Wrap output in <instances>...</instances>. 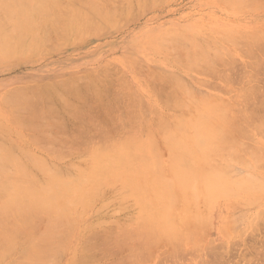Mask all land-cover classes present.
Masks as SVG:
<instances>
[{
    "label": "rangeland",
    "instance_id": "rangeland-1",
    "mask_svg": "<svg viewBox=\"0 0 264 264\" xmlns=\"http://www.w3.org/2000/svg\"><path fill=\"white\" fill-rule=\"evenodd\" d=\"M68 1H69V3H68ZM220 1L221 0H119V1L118 0H98L97 1L98 4L100 3L99 7H103L108 13L111 12L113 17H111V14L110 15L105 14L104 16L106 17V15H108V16H110V18L112 20L115 19V20H113L114 22H112V20L107 16L106 19H104V21L100 24V28L102 31H99L100 28H98L97 33L94 32V33L88 34L87 37H82V36H85L86 35L85 34V35H82L81 38L77 34H71L68 36H63V35H66L65 33H61L63 31H61V32L55 31L57 33L52 32L51 33L52 36H50V38H49L50 40L47 43H44L43 44L44 46L42 45L41 46L42 48L40 47L41 49H39L38 51H36L34 53H26V54L22 53V52H24V51H22V52L13 54V56L15 55L14 57L10 56L6 60L1 61L0 62V96H2V94H4L6 92V90L12 91V89H14V88L17 89L18 87L19 88H21L23 86L25 87V85L28 86L29 84L31 85L34 83L35 84L36 83L37 84H39V83L43 84L44 83L47 85L52 83V85L53 84L55 85L58 82H61V81L66 80V79L68 81L70 79H72L75 81V83L77 82L78 85H76V86L81 85L82 87H85V86L89 87V89L88 88L85 89L87 91L84 90L85 93H84V91H82L83 94L81 93V95H77V97L75 94L73 95L72 93L66 92L63 94L64 96L59 95V94H55L51 98L47 97L46 98L47 100H45L46 96L43 94H37L38 95L37 97H36L35 93L33 95L31 94V96L33 98H35L36 100L31 97L32 103H30V104H32V105L30 107L35 112L36 111L39 112L40 110H42L39 112V115L45 119L40 118V116H38V114H34V117H32L33 113L32 112L31 113L24 112L25 110L23 111L25 114L23 112L16 114V116L18 115L19 117L20 116L22 117L23 115H25V116H23L22 119H21V117L20 118L18 117V118H16L15 122L12 121L10 123L12 131H10V132L8 131V132H5L6 134L5 133L2 134V136L5 135L4 137L7 139L6 140L5 138H3L4 139L3 142L4 141H7L6 143L10 142L9 144H7V147L9 146L8 147L9 149L14 148L16 150V152H18V153H20L21 151H22L21 153H24L25 151H27L28 153L32 152V154L35 153V154L42 155V156L46 157L47 160H50L52 163H54L56 167L59 165L58 166L59 168H66V170H68V171L70 170L73 174L75 173V175H77V173L74 172L75 170H73L71 168H74L73 166L76 165V163L78 164V163L86 162L84 160L88 159L86 157H89L90 151L93 148H97V146L99 147V145L103 146V144L105 145V143H109L110 139H111V141H113L115 138L120 139V136H121V139L122 138L125 139V138H128L129 136H131V134L133 132H137V130L138 131L139 130L146 131L149 128L151 129L149 132L158 131L157 133H159L158 128L163 127V125L161 123L165 124L168 127L169 132H170L169 129H171V130L177 129V130L171 131V132L183 130V131L188 132V134L189 133L191 134L192 131L189 129L190 126H187L186 123H188L189 120L190 121H194V120L196 121L197 120V118L194 119V116L199 111L198 109L204 108L203 106H201V101H199V100L204 95H206V96L212 97L215 100L219 99L218 103L216 102L217 103L216 105L220 106V108H221V106H223L225 108H231V110L230 109L229 110L227 109V110L231 114L230 115V116H232L231 118H236L235 121L233 119V121L236 122L235 124L233 122V124L235 125L234 127H236V128H234L235 130H233V131H235V134H236L235 139L239 143V146H238V143H237V146H235L238 150V151L236 150V152L232 151V153H231V151L226 150L227 152L221 151L220 153L216 154V155H219V157L213 156L214 157L213 158L211 156V158H213V160H217V161L219 160L218 162L211 160L210 157H206V158H208V160L210 159L209 161H212L213 164L215 163V165L217 163V166H219V167L222 164L221 165L222 167H220V168H224L223 169V175H225L227 173L230 175L233 172V169H235L236 174L234 172L232 175H230L231 180L233 178H234L233 180H235V178H237V180L235 182L239 181L240 183L243 184V179H242L243 177L242 176L249 175L248 173L250 172V170H248V168L250 167V165L253 166L252 172H255L256 176L258 177V175H259V178L261 177V179H262L264 177V167H263L264 164H263V166L258 165V167L261 166V168H262L261 171H260V167L255 168V166L258 163L257 162L258 159H259L258 161L260 162V164L263 163V162L261 163V160H264V158H263V156H264V154H263L264 153L263 152L264 151V137H263L264 136V128L263 127L264 126L262 127V129H260V128L257 129V127L259 125L262 126L264 124V116H263L264 115V94H263L264 88H262V86L264 87V82H263L264 81V74H262V73H264V63H263L264 51L261 52L262 47L264 48V43H263L264 37L260 36L261 41H259L260 39L259 38L257 39V37L251 38L249 40L248 38H250L252 36L249 37V34L248 35H244V34L247 32V30L250 32L252 30L255 31V29H257L258 27L260 29L262 28V30L264 32V26H261V25H264V6H263V8L261 6V9H260V7H258L257 5H254L253 2L257 3V0H247V1L246 0L245 1L244 0H222V2H220ZM232 1H234V2H232ZM241 1L243 4L242 3L240 4ZM262 1H264V0H262ZM64 2H65V0H64ZM78 2L80 3V1H76V0H67L65 4H68L70 9H71L72 7L70 6V3H72V6H74V4H76V6H78ZM231 2H232V4H231ZM65 4L63 6L64 7L63 8L64 13L62 12L63 16L61 15V17H65V20H66V18H68V13L70 14V10L69 11L67 10L68 5H66V7H65ZM244 4H246V7ZM257 4H260V3H257ZM232 5H234V8ZM256 6H257V8H256ZM253 7H254V9H253ZM239 8H241V9H239ZM66 10L68 12H66ZM129 10H131V11H129ZM65 12H66L67 16H66ZM107 12H105V13H107ZM63 20H64V18H63ZM108 22L113 23L114 26L113 25L111 26L110 23H108ZM103 26H104V29H102ZM218 27L221 28L222 31ZM223 28L224 29L230 28V29H228V31L231 30V32H233L235 35L237 33V35H236L237 40H235V43H234V44H236V46L233 45V43L231 41L230 42L232 44L230 42H226L228 39H226L225 37L224 38L226 39V41L224 38H222V35H220V34L223 33ZM217 30H219V31H217ZM238 31H241V32L239 33ZM169 32H170V36L173 33H177L179 36H181V34H184V36L189 35L192 37H197V38H199V40L202 39L204 41H208L209 43L208 42L207 43L209 44V49L207 47L208 50L204 49V51L201 53H204V56L207 58L206 60L208 62H209V60L211 62H209V64H207V62H205L207 65H201V64H204L203 62L205 60L202 61V59H205V58H199L200 63L201 62L202 63L201 64L199 63L200 66H198L196 63H197V61H199V59L195 60V64H196V66H198V67H196V66H194V62L191 63L192 62L191 59H189L187 62V59L185 60L183 58L184 60H182V58H179L178 56L183 51V50L180 51V49H182L183 47H184V51L181 53V56L185 57L184 55L186 54V50H185L186 49V45H185L186 43L183 42V44L185 46L180 44V42L182 43L183 40L181 41V40L177 39V37H176V36H178L177 34H175V35L173 34L171 36V40L174 37H176L175 40L171 41L169 36H168ZM161 33L168 36L167 37L168 41L170 40L171 44L168 46V43H169L168 42L167 44H165L164 48H162L161 46L158 45L159 49H156L155 45L157 42L155 40H157L158 35ZM241 34L243 36H245L246 38L244 37L242 39L241 37H243V36H241ZM211 36L214 38V40L211 39ZM238 36H240V38ZM52 39H53V41H52ZM255 39H257L259 42L256 40V42H258V43H255V45L253 44L254 45L253 48L256 49V47L260 46V49L258 48L260 51L257 49V51L254 52V54H253V50H252L253 55L250 56L249 54H251V52L248 53V51H250V50L248 49V47L246 48L245 46L250 42L249 46L251 49V43H252L251 41L254 42ZM174 41H175V44L172 43ZM241 41H243V42H241ZM245 41L248 43H246ZM216 42H218V43H216ZM243 44H245V45H243ZM180 46H182V47H180ZM210 46L212 49L210 48ZM166 47L169 48L170 51L169 50L167 51ZM240 47L242 48V50H240L241 49ZM171 48L172 49L174 48L176 51L174 50L172 52ZM243 49H248V50L243 51ZM44 50H46V51H44ZM166 52H168V53H166ZM208 52H209V54H208ZM216 52L220 55H218ZM173 54H175V55H173ZM176 54H177V56H176ZM230 54H231V56H228ZM206 55L209 57H207ZM217 55L219 56L218 59H217ZM244 55H245V57H244ZM211 56L214 59H212ZM222 56H224V57L222 58ZM257 56H260L262 58V60L260 58H258ZM190 60H191V62H190ZM252 60H254L255 62H252ZM259 60L262 63H260ZM218 61H219V63H218ZM183 63L185 65H183ZM210 63H212V64H210ZM252 63H254V64H252ZM186 64H187L188 68H187ZM218 64H220V65H218ZM241 64H243V65H241ZM250 64H252L254 66H251ZM255 65L260 66L263 69H260L261 70L260 71L259 67H256ZM253 68L258 69V70L255 71V70H253ZM208 70H210V71L208 72ZM247 71H248V74L250 72L252 73V74L250 73L252 76L251 78L253 79V81H251L252 84L250 82V80H252V79H250L248 82V79L250 78L249 77L250 74L247 75ZM201 72H203V73H201ZM215 73H217V74H215ZM243 73H245L246 77H244ZM215 75H218L219 77L215 76ZM216 77H218V78H216ZM225 77H227V78H225ZM231 77H232V79H231ZM233 77H235V79ZM253 77H257V78L255 79ZM68 78H70V79H68ZM90 80H91L93 85L89 84V83H91ZM177 80L180 81L182 84L184 83V85H187L186 87H187L188 91L194 92V94L192 93L194 98H192L191 94L189 95L188 91L186 92V90H185V92L179 91L178 94L176 93L177 95L174 94L175 96H172V97L170 96V93H171V90L173 89V87L174 86L178 87L175 84V81H177ZM256 82L258 84H256ZM94 83H95V85H94ZM101 84H103V85H101ZM121 84H122V86H121ZM245 85L247 87L248 86L249 87L247 88ZM95 86H97V88H96L97 91H94ZM227 86H228V88H227ZM241 86H243V87H241ZM251 86L253 89L255 87L254 90H256L255 91L256 93H254V94H256V95H253L252 91H254V90L251 88ZM90 87H93V89ZM225 88H227V89H225ZM243 88H245V90ZM249 88L251 89L252 93L247 91V90H249ZM228 89H229V91H228ZM93 91H94V93H93ZM118 92L119 93L121 92L122 94L121 93L119 94ZM44 93H46V92H44ZM117 93L119 94V96L117 95ZM123 93H125V94H123ZM246 93H248V94H246ZM85 94H87V95H85ZM245 94H246L247 98H245V97L243 98V96H245ZM250 94L253 95L252 99H251V96H247ZM34 95H35V97H34ZM40 95H41V98H38ZM200 95H202V97ZM60 96L61 97L63 96L67 102L63 99V97L61 99ZM78 96L81 98H79ZM217 97H219V98H217ZM0 98H1V102H0V117H1V116H3L2 114H4V113H10L11 109H9L10 106H9V108H8V106L7 107L4 106L3 105L4 103L2 102V97H0ZM220 98H221V100H220ZM233 98H235V99L237 98V99L235 100ZM253 98H255V99H253ZM40 99H41V102H40ZM48 99H49V101H48ZM143 99H144V101H143ZM238 99H241L240 100L241 102ZM243 99L247 103L248 106L245 105V108L242 109L240 107H243L244 103H245L244 101H242ZM194 100H196V101H194ZM225 100L231 101L232 106H235V107H232L231 103L228 101H225ZM251 100L252 101L254 100V102H252ZM34 101L36 103L35 106L33 105ZM72 101H73V103H72ZM197 102H198V105H197ZM199 102H200V104H199ZM225 102H226V104H224ZM248 102H250V103H248ZM237 103H239V104H237ZM241 103H243L242 106H241ZM39 104L40 105L42 104V105L40 106ZM177 104L180 106H181V104H183L184 107L181 106V108H180ZM250 105L253 106V109H251ZM2 106H4V107H2ZM131 106H133V107H131ZM186 106H188V107H186ZM200 106L202 108H200ZM30 107H28V108L30 111H32ZM177 107H179L180 110ZM185 107H186V109H185ZM46 108L47 109L50 108L49 110L51 112L49 110H46ZM191 108H194L195 110L191 109ZM233 108L236 110H234ZM129 109H131V110H129ZM192 110L196 111V113L191 115L190 112L194 113V111H192ZM48 111H49V113H48ZM52 111L54 112L53 113L54 116L52 115ZM119 111H122V112L120 113ZM187 111H189V112H187ZM107 112L110 114H108ZM243 112H244V115L246 117L242 116ZM44 113H47V115ZM254 113H256V115ZM182 115L184 116V118H182L183 117ZM49 116H51L52 119H50L51 117H49ZM186 116H188V117H186ZM7 117L12 118V119L14 118V117H11L10 114H8ZM53 117H55V119H57L58 121H56ZM242 117H243V119H242ZM244 117H245V119H244ZM257 117H259V118H257ZM9 118H7V119H9ZM29 118L30 119L34 118V119L29 120ZM191 118H193V120H191ZM186 119H188V120H186ZM246 119L248 120V122ZM259 119L263 122L262 125L259 123V121H260ZM120 120L122 122H120ZM123 120H125V121H123ZM137 120H138V122H137ZM141 120H142V122H141ZM172 120L174 121V123ZM250 120L251 121L253 120V121L251 122ZM19 121H20V123L18 124ZM53 121H54V123H53ZM27 122H33L34 124L33 123L32 124L27 123ZM118 122H119V124H118ZM146 122H148V124ZM7 123H9V122H7ZM37 123L40 124V127L39 126L38 127L33 126ZM48 123H50L51 125ZM123 123H125L126 125H124ZM252 123H253V125H252ZM255 123H258V124L255 125ZM120 124H122L121 125L122 127L120 126ZM146 125L147 126L149 125L150 127L148 128ZM169 126H170V128H169ZM175 126H176V128L173 129ZM48 127L51 129H49ZM60 127H62V128H60ZM167 127H165V129ZM31 128H32V130H31ZM225 131L227 132V130H225ZM47 132L50 134H47ZM58 132H59V134H58ZM238 132H239V134H238ZM39 133H40V135H39ZM105 133H107V135ZM157 133L154 137L158 141L159 146L163 150H165L164 154H167V148L165 147V143L162 144L163 141H162V138H160L161 135H158ZM103 134H105V135H103ZM110 134H111V136H110ZM119 134H120V136H119ZM41 135H43V136H41ZM231 135H230L231 138L229 137L228 134L226 136V138L227 137L230 138V140H229V138H227V140L229 142L226 140L228 142V143L226 142V144H227L226 148H228V146H230L231 148H234L232 145V142H231V141H233L231 139L233 138L232 136L234 134L232 136ZM244 135H245V137H244ZM73 136H74V138H73ZM101 136L103 138H101ZM46 137H47V139H46ZM105 137H107V140H105L106 139ZM112 137H115V138H112ZM157 137H158V139H157ZM31 138H33V139H31ZM35 140H36V142H35ZM46 140H48V141H46ZM104 140L107 142H105ZM114 141H116V140H114ZM103 142H105V143H103ZM135 142H139L138 138H137V140H135ZM94 143H95V145H94ZM19 145H20V147H19ZM44 147H46V148H44ZM255 147H257V148H255ZM231 148H229V149H231ZM54 149L57 152L52 151ZM242 149L244 152L242 151ZM252 149L255 151H253ZM258 149H263V150H258ZM49 150L51 152H48ZM59 152H61V154ZM254 152H255V154H254ZM257 152L260 154H258ZM65 153H67L66 156L64 155ZM227 153H231V154L229 155ZM69 154H70V157L68 156ZM232 154L234 156H232ZM239 155H240V157H239ZM255 156L258 157V159ZM233 157L235 159H237L238 157L239 158H246V159H244V160L240 159L241 161H239V159H237V161H236V160H234ZM253 158L255 161L253 160ZM249 159H251V160H249ZM205 160H202L203 161L201 164L202 166H200L203 168V163H205V165H204V170H205L204 172L205 173L204 174H206V171L209 172L210 169H211V171H213L212 168H210L208 170L206 169L209 167V165L212 162L208 161L210 163L209 164ZM231 160H233V161L231 162ZM242 161L243 162L246 161L245 164L242 163ZM206 162L208 163V165ZM71 165H73V166H71ZM117 165L118 164L114 165V167H116V168L120 167V165H118V166ZM206 165H207V167H206ZM210 166H213V165H210ZM217 166H215V167H217ZM223 166H225V167H223ZM226 167H228L229 169H227ZM230 167H232V168L230 169ZM257 168L259 169L260 174L257 173L258 172ZM256 169H257V171H256ZM202 170L203 169H201V171ZM138 171H140L139 169H137L136 172L139 174L140 173L142 174L141 171L140 172H138ZM167 171H168V173H166ZM167 171L166 172L164 171V173L167 174L166 176H171L173 174L172 170H167ZM188 171L189 170H187V172ZM225 171H226V173H225ZM69 172H67V173H69ZM184 172H186V171L185 170L182 171V173H184ZM127 173H130V174L126 175L125 177H129L131 175L130 171H128ZM127 173H125V174H127ZM182 173H181V175H183ZM186 173H184V175ZM261 173L263 176H260ZM177 174H180V170ZM238 175H240V177H242V178H239ZM180 177H183V176H180ZM225 177L227 178L226 175L224 176V178ZM130 178H131V176L129 178H127L126 180L130 182V180H132ZM179 178H177L178 181L180 179L185 178V177L180 178V179ZM199 178H198V181H202L201 176ZM195 179L196 178H194L193 180L196 183ZM228 179H229V177L226 180H228ZM203 180H204V178H203ZM132 181H134L135 183L137 181L138 185L141 184V188H142V186L145 187V191L147 189V190H149V193L152 191L151 193L155 194V191L153 192V189L155 190V188H156V186L153 184L155 182H153V183L149 182V183H152L155 187L154 188L152 186L153 187V189H152L150 187L151 184H149L148 182H147V184L149 186L146 185L145 182L140 181V179H138V180L133 179ZM138 181H140L141 183ZM228 181H230V180H228ZM134 182H133V185L134 186L136 185V187H137L138 185L134 184ZM182 182L183 183L186 182V184L184 183L186 186L187 183H190L191 181L189 182V180L185 178ZM232 182L235 183L234 181H232ZM103 183L105 184V186H103L101 193H103V191H104V194H100L101 198L96 200L94 205H92L91 212L89 213V215L87 217L88 223H90L88 226L89 228L86 227L85 231H83L84 230V229L82 230L83 227H80L78 229V233L76 235H74V236L69 235V236H72L73 238L68 237V240H66L67 245L64 241L63 243H61V245L59 247L55 246L53 251H55L56 247H57V250L51 254H53V256H56V257H53L51 255H50L51 257L49 256V258H51L50 260L52 261V263L54 262L53 264H86V263L87 264H130V263L136 264L137 262L140 263L141 260H142V262L140 264H194V263H197V264H229V263L230 264H244V263L245 264H247V263L252 264L251 262H253V261L255 264L258 261L257 262V264H258L260 259L262 262L263 258H261V257H264V255L260 251H262L263 250L262 248H264V247H262L264 244V243L262 244V240H264L263 239L264 238V235H263L264 234V230H263L264 229V221H263L264 220V217H263L264 216V214H263L264 213V193H263V195L258 194V196H256L258 198L254 197L252 200H250V199L248 200L249 192L247 190H244V192H246V194L241 191L242 193L239 194V198H237L238 197L237 195L236 196L233 195V196H235V197H233L232 196L233 193L230 194L234 199L236 198L235 200H233L231 198V196H230L231 199L229 198L230 200L227 199L229 197L228 196L229 194L228 195H227V193L224 194L223 196L226 195L228 197L223 198V199H222L223 196L220 197L219 198L220 200L218 199V201H217V203H219V204H215V207H213L214 209H210V211L212 210L211 212L207 210L209 212L208 215L213 217V219L210 217L212 220L208 217V215H206L207 217L206 216L205 217L209 218V220L206 219L203 216V214H202V217H204L205 219L199 217L198 222H197V220H196V222L192 221V219L193 220L195 219V217L192 216L193 214L191 215V218L189 217L190 214L187 215V217H186V215H183V214L177 215V216H175L176 219L174 221L177 222L176 223L177 228L179 227L178 224L181 226L180 228H178V231L180 232L181 231L180 229H182V228L183 229L180 233H177L178 231H177V228L175 227L174 228L175 231H173L172 234L177 233L175 235L178 236L179 234H181L183 232L181 234V235H183L181 237L182 239L180 237H178V239H177L176 237H173L174 235L170 234V236H172V238H173L171 240V239H168L166 234L165 235L163 234V237L166 236L169 241L163 237H161L163 239V240H161L160 236H162V233L157 231V232H155V234H157V238L160 239V241H157L158 244L155 242L157 244V246H155L156 244L154 245V243H153L156 240L151 242V244H150L151 249L150 250L152 253L151 254L149 253V251H150V250L148 251V249L150 248L149 247V248H146L145 251H143L141 249L140 253L141 252L142 253L141 254L139 253V256L137 255L138 254L137 252H136L137 256H133L135 249L132 248L133 247L132 244H137L141 241V239H138L139 237H135L133 234L138 232L139 228L142 227V225H143L142 223L140 224V222H139L141 220H138L137 214H138L139 208L135 204V201H134V199H135L134 196L136 197V195L138 194L135 192L138 187L137 188L135 187L136 188L135 189L133 187V185L132 186H131V184L128 185L129 187H127L128 188L127 191L130 192V190H131L132 192L136 193V194H134V193L130 192V193L134 194V196L132 198V196L130 197V195H129L130 193L129 194L126 193L127 192L126 189L122 188L124 186L126 187L127 185L123 186V183L120 184L119 182H117L118 184L115 183L116 185L113 184L114 182L113 183L103 182ZM143 183H145L146 186ZM201 183L202 182H200V184ZM110 184H111V186H113V188L110 186ZM180 184H181V180H180ZM200 184L198 183V185H197V183H196L198 188L200 187L199 186ZM242 184L240 186H242ZM175 185H178V184H175ZM234 185L239 187V185L237 183ZM108 187L111 189H106ZM131 187H133L134 189ZM184 187L181 186L180 189L178 188L180 191L177 190L178 193H176V194H179V192L182 191L181 189H183ZM243 187L244 186H242V188ZM141 188L139 186V189H141ZM184 189H187V187H185ZM255 189L258 190L259 188L258 189L255 188ZM142 190H144V189L142 188ZM256 190H254V191H256ZM119 191L121 193H126V194H124V196L129 195L128 199H127V197H125V198L123 197V199L120 200L119 198H122V197L119 196L120 195ZM260 191L264 192V190H261V189H260ZM141 193L142 192H140L139 194H141ZM170 193L172 194L171 190H170ZM258 193H262V192H258ZM166 194H167L166 196L171 195V194L168 195V193H166ZM252 194H254V193H252ZM172 195H174V194H172ZM110 197L112 200L110 199ZM167 198L168 197L164 198L163 201H165V202L168 201L169 199L165 200ZM188 198H190V197L188 196ZM242 198H245V199H242ZM108 199L111 201V203ZM186 199H187V197H186ZM131 200L134 202L132 203ZM190 200H188V201H190ZM236 200H238V201L236 202ZM129 201H131V203H129ZM107 203H109V204H107ZM122 203H124V204H122ZM201 203H202V201H201ZM233 203H235V204H233ZM236 203H237V205H236ZM191 204H193V202ZM228 207H230V208H228ZM190 208L189 209L192 210V207H190ZM201 210L204 211L202 208H201ZM179 212L180 211H178V213ZM181 216L183 217V219H184V217H186V219H184L186 226L184 224H182L183 222H181V221H183V220H182ZM192 217H194V218H192ZM113 219H115V220H113ZM201 219L208 220V221L202 220L203 222L207 223V226L204 225L206 228H205V230L203 229V231L201 229V227L203 225L199 223V221H201ZM186 220L189 221V224H190V225L188 224L189 226L187 225ZM143 221H145V220H143ZM250 221H252V223H251L252 225L250 224ZM128 222L133 224V225L129 224ZM210 222L212 223V225L209 224ZM146 223H147V221H146ZM197 223L200 224V228L198 227ZM192 224L195 228L192 226ZM204 226H203V228H204ZM90 227H91V230H90ZM133 227H136V228L133 229ZM192 227H193V229H195V231H198V228H199V230H201L200 231V232H202L201 238H198V237H200L199 236L200 232L196 233L197 235L199 234L198 236L195 234L196 238H198V239H196V238L194 239L193 236H190L193 233H191L189 235V233H190L189 228L192 229ZM87 228L89 229V231L87 230ZM123 228H124V231H123ZM131 229L133 231H131ZM140 229L142 230V232H141V234H142L143 232L148 230V227L144 228V226H143ZM127 230H129V231H127ZM192 230H191V232H192ZM122 231L124 232V234H120V233H123ZM140 231H139V233H140ZM154 231H156V230L154 229ZM195 231H194V233H195ZM256 232H257V234H255ZM129 233H131V234H129ZM159 233H161V234H159ZM169 233H171V232H169ZM251 233L253 235H250ZM260 234H262V235H260ZM129 235H130V237H129ZM158 235H160V236H158ZM147 236H149L148 233H147ZM188 236H190V237L188 238ZM262 236H263V238H262ZM88 237H89V239H88ZM183 237L185 240L183 239ZM105 238H107V239L105 240ZM261 238H262V240H261ZM124 239L126 242L124 241ZM136 239H138L139 241H137ZM176 239H177V241H176ZM186 239L188 241H186ZM254 239H256V240H254ZM195 240L197 242L201 241V243H197ZM130 241H133V242L130 243ZM178 241L179 242L181 241L180 242L181 244ZM189 241H190V243H188ZM191 241H194L197 244H195L194 242L191 243ZM21 242H23V241L20 240V242H18L19 244L16 245L15 249L13 251H11V253H9L8 255L5 254L6 259L3 257L4 255L3 256L0 255V264H12L13 260L17 261V259L15 260L14 258H16V257L18 258V256L20 257V252L22 251V249L25 245V242H23V244ZM119 242L121 244H119ZM250 242L252 243L251 244L252 247L249 246ZM122 244H125V245H122ZM152 244L154 247H152ZM189 244H191V246H189ZM245 244H246V246H245ZM91 245H92V247H91ZM171 245H175V246L172 247ZM256 245L257 246L260 245V246H258L259 249ZM63 246H65V247H63ZM82 246H83V248L85 247L84 248L85 250L82 249ZM253 246H254V248L257 247L255 249H258V250H255L253 248ZM128 247H131V250H129L130 248H128ZM152 248L154 249V251H152ZM180 248L184 251V253L182 252V250ZM245 248H247V249H245ZM166 249H167V251H166ZM195 249H197V251ZM209 249H211V251ZM260 249H262V250H260ZM161 250H162V252H160ZM178 250H181V252H178ZM239 250H241V251H239ZM245 250H247V251H245ZM176 251L178 253L175 254ZM189 251H190V253H189ZM255 251H256L257 255L262 254V256H260V259L255 260L257 258L254 255ZM129 252L133 255H128V257H127L126 254H128ZM143 252L149 253L148 254L149 259L147 258V253L145 255V254H143ZM173 252H174V254H173ZM160 253H161V255H159ZM229 253H230V255H229ZM239 253H240V257H239ZM220 254H221L222 258L220 257ZM252 254H253L252 257L254 258V260L251 261L252 258L250 256ZM1 256L4 259V262H3V259L1 258ZM144 256H146V257H144ZM150 256H152V257H150ZM139 257L142 259H139ZM200 257H202V258H200ZM49 258L47 259V261L51 262L49 260ZM245 258H246V260H245ZM143 259H145V262ZM219 259L222 261L220 262ZM225 259H226L227 263H226ZM248 259L251 262H248L247 261ZM23 260H24V262L26 261L25 262L26 264L28 261H30L28 258H25ZM130 260H132V261H130ZM134 260L136 263L133 262ZM11 261H12V263H11ZM199 261L202 263H200ZM203 261H204V263H203ZM205 261H207V262H205ZM261 262H260V264H261ZM139 263H137V264H139ZM28 264H30V263H28ZM43 264H44V262H43ZM48 264H50V263H48ZM262 264H264V259H263Z\"/></svg>",
    "mask_w": 264,
    "mask_h": 264
},
{
    "label": "bare ground",
    "instance_id": "bare-ground-1",
    "mask_svg": "<svg viewBox=\"0 0 264 264\" xmlns=\"http://www.w3.org/2000/svg\"><path fill=\"white\" fill-rule=\"evenodd\" d=\"M67 0H0V62L3 61V60H6L8 57L10 56H13V54H16V53H19V52H22V53H34L36 51H38L39 49H41L42 45L44 43H47L50 39V36L52 32H55V31H63L61 33H65L66 35H63V36H68V35H71V34H77L80 36L82 35H85V36H82V37H87L88 34H91V33H94V32H98V28H100V24L104 21V19H106V17L108 15H106V17L104 16L105 14H111L108 13L103 7H99V4H98V0H76V1H80V3L78 2V6H76V4H74V6H72V3H70V6L72 7L70 9L69 5L68 4H65ZM119 1V0H118ZM245 1V0H244ZM247 1V0H246ZM71 2V1H70ZM131 2V1H130ZM222 2V0L220 1ZM224 2V1H223ZM234 2V1H232ZM231 2V4H232ZM252 2V1H251ZM69 3V1H68ZM118 3V2H117ZM133 3V2H132ZM242 3V1L240 2V4ZM254 5H257L258 7H260L261 9V6L263 8L264 6V1L262 0H257V3H260V4H257L256 2H253ZM65 4V7L66 5H68V11L70 10V14L68 13V18H66L65 20V17H61V15L64 13L63 11V6ZM243 4V3H242ZM249 4V3H248ZM104 5V4H103ZM107 5V4H106ZM105 5V6H106ZM230 5V4H229ZM245 7H246V4H244ZM221 6V5H220ZM231 6V5H230ZM233 8H234V5H232ZM256 6V8H257ZM74 7V8H73ZM108 8V7H107ZM106 8V9H107ZM225 8V7H224ZM109 9V8H108ZM241 9V8H239ZM247 9V8H246ZM254 9V7H253ZM259 9V10H260ZM65 10V9H64ZM66 10V12H68ZM227 10V9H226ZM225 10V11H226ZM131 11V10H129ZM63 12V13H62ZM65 12V14H66ZM107 12V13H105ZM243 13V12H242ZM115 14V13H114ZM113 14V15H114ZM63 16V15H62ZM65 16V15H64ZM67 16V14H66ZM110 18V16H108ZM111 17L112 14H111ZM64 18V20H63ZM108 18V19H109ZM111 19V18H110ZM112 20V19H111ZM110 20V21H111ZM115 20V19H113ZM112 20V22H114ZM117 21V20H116ZM105 23V22H104ZM110 23V25L112 26L113 23L111 22H108ZM117 24V23H116ZM197 25V24H196ZM114 26V25H113ZM261 26H264V25H261ZM257 27V26H256ZM219 28V27H218ZM104 29V26L103 28ZM221 30V28H219ZM228 29L230 28H223V33L220 34L222 35V38H226L228 39L226 42H232L233 45L236 46L235 43V40H237V33L236 35L231 32V30L228 31ZM97 30V31H96ZM214 30V29H213ZM212 30V31H213ZM235 30V29H234ZM233 30V31H234ZM99 31H102L101 28ZM219 31V30H217ZM222 31V30H221ZM239 33L241 31H238ZM243 32V31H242ZM250 31L247 30V32L244 34V35H248L249 34V37L248 38L249 40L251 38H255L257 37V39L259 38L261 41V38L260 36L264 37V32L262 30V28L260 29L259 27L257 29H255V31ZM57 33V32H55ZM216 33V32H215ZM168 34V33H167ZM172 34V33H171ZM174 35L177 34V33H173ZM172 34V35H173ZM243 34V33H242ZM241 34V36H243ZM171 35V36H172ZM178 35V34H177ZM208 35V34H207ZM75 36V35H74ZM170 40H171V36H170V32L168 34ZM167 35H164V34H159L158 35V38L157 40H155L157 43L155 45V48L156 49H159V46H161L162 48H164L165 44H167L168 42V46L171 44V41L172 40H175L176 37L177 39L179 40H183L182 43L180 42V44H182L183 46L186 45V54L184 55L185 57H182L181 56V53L184 51V47L182 49H180V51H182L180 53V55L178 56L179 58H182V60H186L187 59V62L189 59L191 63L194 62V66H196V64L198 66H200V59L199 58H205V59H202V61H204L203 63L204 64H201V65H207L209 64V62H211L209 60V62L206 60L207 58L204 56V53H201L204 51V49H209V42L208 41H204L202 39L199 40V38L197 37H192V36H187L184 34H181V36H176V37H172L173 39L170 41H168V37ZM188 38H187V37ZM194 36V35H193ZM54 37V36H53ZM52 37V38H53ZM61 37V36H60ZM59 37V38H60ZM191 37V38H190ZM209 37V36H208ZM240 38V36H238ZM245 36L241 37L242 39L244 38ZM246 38V37H245ZM55 39V38H54ZM211 39L214 40V38L211 36ZM255 39V41H251V49H250V42H246L248 43L245 47L250 50L248 51L251 52V54H249L250 56L254 54V52L257 51V49L259 48L260 49V46L256 47V49L253 48V46L255 45V43H258L259 41ZM178 40V41H179ZM245 40V39H244ZM256 40L258 42H256ZM53 41V39H52ZM234 41V42H233ZM59 42V41H58ZM183 42H185L186 44L184 45ZM208 42V43H207ZM230 42V43H231ZM243 42V41H241ZM56 43V42H55ZM54 43V44H55ZM60 43V42H59ZM175 44V41L172 42ZM218 43V42H216ZM231 43V44H232ZM264 43V42H263ZM57 44V43H56ZM226 44V43H225ZM254 44V45H253ZM159 45V46H158ZM177 45V44H176ZM218 45V44H217ZM245 45V44H243ZM242 45V46H243ZM263 45V44H262ZM44 46V45H43ZM60 46V45H59ZM175 46V45H174ZM241 46V47H242ZM41 47V48H40ZM172 47V46H171ZM182 47V46H180ZM240 47V48H241ZM49 48V47H48ZM167 48V47H166ZM211 48V46H210ZM214 48V47H213ZM253 48V49H252ZM207 49V50H208ZM212 49V48H211ZM216 49V48H215ZM248 49H243L244 50H248ZM258 49V50H259ZM51 50V49H50ZM49 50V51H50ZM149 50V49H148ZM170 51L169 48H167V51ZM175 49L171 48V51L173 52ZM179 50V49H178ZM218 50V49H217ZM242 50V48L240 49ZM252 50H253V54H252ZM46 51V50H44ZM176 51V50H175ZM260 51V50H259ZM264 51V48L262 47L261 49V52ZM153 52V51H152ZM165 52V51H164ZM211 52V51H210ZM219 52V51H218ZM226 52V51H225ZM44 53V52H43ZM168 53V52H166ZM176 53V52H175ZM217 53V52H216ZM220 53V52H219ZM227 53V52H226ZM230 53V52H229ZM245 53V52H244ZM260 53V52H259ZM258 53V54H259ZM171 54V53H170ZM178 54V53H177ZM176 54V56H177ZM209 54V52H208ZM214 54V53H213ZM218 54V53H217ZM146 55V54H145ZM175 55V54H173ZM220 55V54H218ZM217 55V59H218V56ZM243 55V54H242ZM241 55V56H242ZM248 55V54H247ZM246 55V56H247ZM257 55V54H256ZM15 56V55H14ZM13 56V57H14ZM204 56V57H203ZM207 56V55H206ZM228 56H231L228 55ZM209 57V56H207ZM224 56H222L223 58ZM233 57V56H232ZM245 57V55H244ZM249 57V56H248ZM258 58H260L262 60V58L260 56H257ZM184 58V59H183ZM212 58V56H211ZM251 58V57H250ZM197 63L195 64V60H198ZM210 59V58H209ZM214 59V58H212ZM264 59V58H263ZM251 61V60H250ZM258 61V60H257ZM260 61V60H259ZM189 62V63H190ZM207 62V64L205 63ZM252 62H255L254 60H252ZM200 63V64H199ZM219 63V61H218ZM224 63V62H223ZM251 63V62H250ZM260 63H262L260 61ZM259 63V64H260ZM263 63H264V60H263ZM212 64V63H210ZM226 64V63H225ZM249 64V63H248ZM254 64V63H252ZM250 64L251 66H254ZM178 65V64H177ZM183 65H185L183 63ZM220 65V64H218ZM243 65V64H241ZM262 65V64H261ZM180 66V65H179ZM187 66V64H186ZM196 66V67H198ZM209 66V65H208ZM247 66V65H246ZM249 66V65H248ZM250 66V67H251ZM256 66V65H255ZM202 67V66H201ZM205 67V66H204ZM211 67V66H210ZM218 67V66H217ZM256 67H259V70L260 69H263L261 68L260 66H256ZM263 67V66H262ZM188 68V66H187ZM215 68V67H214ZM227 68V67H226ZM183 69V68H182ZM208 69V68H207ZM228 69V68H227ZM248 69V68H247ZM206 70V69H205ZM204 70V71H205ZM252 70V69H251ZM253 70H258V69H254ZM210 70H208L209 72ZM212 71V70H211ZM225 71V70H224ZM250 71V70H249ZM261 71V70H260ZM207 72V71H206ZM263 72V71H262ZM203 73V72H201ZM231 73V72H230ZM251 73V72H250ZM249 73V74H250ZM206 74V73H205ZM217 74V73H215ZM224 74V73H223ZM244 74V77L245 76V73ZM248 74V71H247V75ZM252 74V73H251ZM251 74H250V78L248 79V82L250 79H252L251 77ZM264 74V73H262ZM103 75V74H102ZM111 75V74H110ZM109 75V76H110ZM212 75V74H211ZM236 75V74H235ZM213 76V75H212ZM211 76V77H212ZM215 76H218V75H215ZM229 76V75H228ZM237 76V75H236ZM235 76V77H236ZM243 76V75H242ZM80 77V76H79ZM78 77V78H79ZM82 77V76H81ZM219 77V76H218ZM216 77V78H218ZM230 77V76H229ZM235 77H233L235 79ZM248 77V76H247ZM259 77V76H258ZM85 78V77H84ZM100 78V77H99ZM227 78V77H225ZM238 78V77H237ZM240 78V77H239ZM253 78H257V77H253ZM65 79V78H64ZM70 79V78H68ZM88 79V78H87ZM178 79V78H177ZM232 79V77H231ZM245 79V78H244ZM254 79V80H255ZM63 80V79H62ZM221 80V79H220ZM230 80V79H229ZM142 81V80H141ZM253 81L250 80V82ZM91 82V80H90ZM117 82V81H116ZM225 82V81H224ZM246 82V81H245ZM264 82V81H263ZM77 83V82H76ZM74 80L70 79L69 81L66 79V80H63L61 82H58L57 84H29L28 86L25 85V87H21V88H14L12 89V91H8L6 90V92L4 94H2V102L4 103L3 105L4 106H10L9 109H11L10 113H4L2 114L3 116L0 117V255H4L3 257L5 258V254L8 255L9 253H11V251H13L16 247L17 244H19L18 242H20V240H22L23 242H25V245L22 249V251L20 252V257L18 256V258H14L15 260L17 259V261H14L13 260V263L11 261L12 264H26L24 262L23 259L25 258H28L30 261L27 262L30 263V264H48V263H52V261L50 260L51 258H49V256H53V254L51 253H54L56 250H57V247H59L61 245V243H63L65 241L66 245H67V241L68 240V237L69 238H73L72 236H69V235H76L78 233V229L80 227H83L82 230L85 231L86 227L89 226L90 223H88V220H87V217L89 215V213L91 212V208H92V205H94V203L96 202V200L100 199L101 196L100 194H104V191L103 193L102 192V189H103V186H105V184L103 182H110V183H117L119 182L120 184L123 183V186L124 185H127L126 187H122V188H125L126 191L128 190L127 187H129L128 185L131 184V186L133 185V182L132 181L133 179L135 180H138L140 179V181H143L147 184V182H155L153 183L156 188L154 187V185L152 183H149L151 184L150 187L153 189V187L155 188V190L153 189V192L155 191V194L153 193H149V190L146 189L145 191V187L142 186V188L144 190H142L141 188V184L138 185L137 181L136 183L134 182V184H137L138 188L136 187V185L133 187L136 189V193H138L136 195V197L134 196V194H136L135 192H132L130 190V192L134 193H130L129 191H127L126 193H130V197L134 196V201H135V204L138 206L139 208V211H138V220H141L139 221L140 224L142 223V227L144 226V228H147L148 227V230L142 232V230L139 228V231L134 233L133 235L135 237H139L138 239H141V241L137 244H132L133 245V249H135V252H134V255L131 254L130 252L127 255H133V256H139V253L141 251V249L143 251L146 250V248H149L151 245V242L154 243V245L157 243V241H160L163 240L161 237H163V234L168 237V239H173L171 235H174L173 237H176L178 239V237H182L183 235L179 234L178 236H176L175 234L177 233H180L182 231V229H180L181 231L179 232L178 231V228H180L181 226L178 224V228H177V222H175L174 220L176 219L175 216L177 215H180V214H183V215H189V217L191 218V215L195 217V219L192 221H195L197 220L198 222V219L199 217L200 218H204L206 215L209 214L208 211H210V209H214L213 207H215V204H219L217 203L218 199L220 197H222L224 194L227 193V195L229 196H223V198H227L229 199L230 198V194L233 195H237L239 198V194L244 192V190H247L249 192V196H248V200H252L254 197L258 196V194H262L263 195V191H260L261 190H264V177L261 179V177L259 178V175L258 177L256 176L255 172H252V168L253 166L250 165V167L248 168V170H250V172L248 173L249 175H245V176H242L239 178H242L243 179V184L239 183L238 182H235L237 180V178H235V180H231L230 179V175H232L234 172L236 174V171L235 169H233V172L229 175L228 173L225 174L227 176V178L229 177L228 180H226L224 178L225 175H223V169L224 168H220L222 167L220 165L217 166V163L215 165V163L213 164L212 161H209L210 159L213 160V156H218L219 155H216L218 153H220L221 151H226V150H229L231 151H235L237 150V148L235 146H237V143L238 141L235 139L236 138V134H235V130L234 127L235 123V119L236 118H231L232 116H230L231 114L229 113V109L231 110V108H225L223 106H217L216 104L218 103V100H215L213 99L212 97L210 96H206L204 95L202 97V95H200L202 98L199 100L201 101V106H203L204 108L203 109H198L199 111L197 112V114L194 116V119L197 118V120L195 121H190L187 124V126H190V130L192 131V133L188 134V132L186 131H176V132H171V131H175L177 129L176 126L173 128L175 130H170V132L168 131V127L161 123L163 125V127H159L158 130H159V133H157L158 131H151L149 132L151 129L149 128L150 126L146 125L149 129H147L146 131L144 130H137V132H133L131 134V136H129L128 138H122L121 139V136H120V139L118 138H115V137H112V138H115L114 141H109V143H105L107 141V137H105L106 139L104 140L105 142V145L103 144V146H100L99 147L97 146V148H93L91 151H90V155L89 157H86L88 158L87 160L85 159L84 161L86 162H83V163H76V165H71L73 166L74 168H71L73 170H75L74 172L77 173V175H75V173L73 174L70 170V172L68 170H66V168H59L58 166L56 167L54 163H52L50 160H47L46 157L42 156V155H39V154H35L32 152L28 153L27 151H25L24 153H18L16 152V150L13 148V149H9L7 147V144L9 143H6L7 141H4L3 142V138H5L4 136H2V134H4L5 132H10L12 131L11 130V122L12 121H16V118H18L19 116L16 114H19L21 112H27V113H33L32 114V117H34V114H38L39 115V112L42 111V110H38L39 112H35L32 110V108L30 107L32 104L31 102V94L33 95L34 93L36 94V97L38 96L37 94H43L45 95V100H47L46 98H51L52 96H54L55 94H59V95H63L64 93L66 92H69V93H72L73 95L75 94L76 97L77 95H81L82 91H84L86 88L89 89V87H82L80 84V86H76L78 85V83L76 84ZM82 83V82H81ZM199 83V82H198ZM229 83V82H228ZM89 84H92L89 83ZM175 84L178 86H174L173 89L171 90V93H170V96H175L174 94H178V92H186L188 91L187 90V85H184V83L182 84L180 81H175ZM252 84V82H251ZM255 84V83H254ZM256 84H258L256 82ZM93 85V84H92ZM95 85V83H94ZM103 85V84H101ZM130 85V84H129ZM122 86V84H121ZM246 86V85H245ZM244 86V87H245ZM254 86V85H253ZM256 86V85H255ZM94 87V86H93ZM93 87H90L93 89ZM115 87V86H114ZM220 87V86H219ZM226 87V86H225ZM243 87V86H241ZM247 87V86H246ZM249 87V86H248ZM247 87V88H248ZM258 87V86H257ZM256 87V88H257ZM97 86H95V90L94 91H97ZM228 88V86H227ZM225 88V89H227ZM246 88V89H247ZM252 88V86H251ZM262 88H264L262 86ZM224 89V88H223ZM230 89V88H229ZM228 89V91H229ZM245 90V88H243ZM253 89V88H252ZM255 89V87H254ZM253 89V90H254ZM123 90V89H122ZM192 90V89H191ZM261 90V89H260ZM87 91V90H85ZM84 91V93H85ZM93 91V93H94ZM125 91V90H124ZM219 91V90H218ZM231 91V90H230ZM248 92L252 93L253 92V95H256L254 93H256L254 91L251 92V89L249 88V90H247ZM259 91V90H258ZM46 92V93H44ZM169 92V91H168ZM119 93V92H118ZM117 95L119 96V93ZM189 95L191 94L192 98L193 97V94L194 92L193 91H188ZM193 93V94H192ZM236 93V92H235ZM83 94V93H82ZM122 94V93H121ZM125 94V93H123ZM176 94V95H177ZM248 94V93H246ZM246 94L245 96H243V98H247L246 97ZM264 94V93H263ZM87 95V94H85ZM97 95V94H96ZM100 95V94H99ZM169 95V94H168ZM214 95V94H213ZM253 95H247V96H251V99H252V96ZM262 95V94H261ZM260 95V96H261ZM64 96V95H63ZM62 96V97H63ZM89 96V95H88ZM167 96V95H166ZM218 96V95H217ZM239 96V95H238ZM35 97V95H34ZM61 97V96H60ZM61 97V99H62ZM67 97V96H66ZM74 97V96H73ZM79 97V96H78ZM93 97V96H92ZM100 97V96H99ZM128 97V96H127ZM240 97V96H239ZM33 98V97H32ZM38 98H41V95L38 97ZM55 98V97H54ZM75 98V97H74ZM81 98V97H79ZM137 98V97H136ZM219 98V97H217ZM238 98V97H237ZM236 98V99H237ZM256 98V97H255ZM253 98V99H255ZM35 99V98H33ZM60 99V100H61ZM63 99L65 100V98L63 97ZM69 99V98H68ZM235 99V98H233ZM235 99V100H236ZM242 99V98H241ZM241 99H238L239 101ZM36 100V99H35ZM39 100V99H38ZM84 100V99H83ZM221 100V98H220ZM223 100V99H222ZM246 100V99H245ZM49 101V99H48ZM66 101V100H65ZM82 101V100H81ZM144 101V99H143ZM196 101V100H194ZM225 101H228V100H225ZM244 101V99L242 100ZM252 101V100H251ZM257 101V100H256ZM255 101V102H256ZM0 102H1V98H0ZM38 102V101H37ZM40 102H41V99H40ZM39 102V103H40ZM47 102V101H46ZM51 102V101H50ZM67 102V101H66ZM69 102V101H68ZM108 102V101H107ZM121 102V101H120ZM131 102V101H130ZM169 102V101H168ZM177 102V101H176ZM181 102V101H180ZM217 102V103H216ZM220 102V101H219ZM231 103V106H232V102L231 101H228ZM234 102V101H233ZM241 102V101H240ZM239 102V103H240ZM245 102V101H244ZM243 102V103H244ZM254 102V100L252 101ZM35 103V101H34ZM33 105L35 106L36 103ZM70 103V102H69ZM73 103V101H72ZM75 103V102H74ZM84 103V102H83ZM126 103V102H125ZM147 103V102H146ZM170 103V102H169ZM237 103V104H239ZM243 103H241V106L243 105ZM246 103V102H245ZM244 103V106L243 107H240V108H245V105H247V103L245 104ZM250 103V102H248ZM130 104V103H129ZM200 104V102H199ZM226 104V102L224 103ZM228 104V103H227ZM252 104V103H251ZM40 105V104H39ZM42 105V104H41ZM40 105V106H41ZM127 105V104H126ZM147 105V104H146ZM178 105V104H177ZM185 105V104H184ZM196 105V104H195ZM197 105H198V102H197ZM219 105V104H218ZM235 105V104H234ZM254 105V104H253ZM2 106V107H4ZM38 106V105H37ZM39 106V107H40ZM109 106V105H108ZM113 106V105H112ZM180 108L181 106H183V104L178 105ZM200 106V108H202ZM248 106V105H247ZM246 106V107H247ZM31 108L32 111L29 110V108ZM45 107V106H44ZM133 107V106H131ZM177 107V108H179ZM184 107V106H183ZM188 107V106H186ZM185 107V109H186ZM197 107V106H196ZM232 107H235V106H232ZM251 109H253V106L250 105ZM144 108V107H143ZM176 108V107H175ZM179 108V110H180ZM195 108V107H194ZM194 108H191V109H194ZM50 109V108H49ZM46 108V110H49ZM134 109V108H133ZM183 109V108H182ZM184 109V110H185ZM190 109V110H191ZM196 109V108H195ZM194 109V110H195ZM228 109V110H227ZM234 109V108H233ZM250 109V110H251ZM52 110V109H51ZM55 110V109H54ZM57 110V109H56ZM121 110V109H120ZM131 110V109H129ZM136 110V109H135ZM188 110V109H187ZM192 110V111H194ZM201 110V111H200ZM236 110V109H234ZM50 111V110H49ZM48 111V113H49ZM79 111V110H78ZM254 111V110H253ZM23 112V113H24ZM47 112V111H46ZM51 112V111H50ZM58 112V111H57ZM66 112V111H65ZM120 113L122 111H119ZM189 112V111H187ZM245 112V111H244ZM244 112L242 113L243 115L242 116H245L244 115ZM249 112V111H248ZM53 111H52V115H53ZM78 113V112H77ZM108 113V112H107ZM149 113V112H148ZM196 111H194V113L190 112V114H195ZM10 114L11 117H14L13 119L12 118H9L7 117V115ZM25 114V113H24ZM47 115V113H44ZM86 114V113H85ZM110 114V113H108ZM147 114V113H146ZM182 114V113H181ZM180 114V115H181ZM253 114V113H252ZM256 115V113H254ZM23 115V114H22ZM28 115V114H27ZM49 115V114H48ZM88 115V114H87ZM134 115V114H133ZM184 115V114H183ZM182 115V116H183ZM235 115V114H234ZM247 115V114H246ZM25 116V115H23ZM22 116V117H23ZM29 116V115H28ZM54 116V115H53ZM114 116V115H113ZM136 116V115H135ZM134 116V117H135ZM175 116V115H174ZM238 116V115H237ZM264 116V115H263ZM21 117V116H20ZM19 117V118H20ZM21 117V119H22ZM27 117V116H26ZM37 117V116H36ZM51 117V116H49ZM76 117V116H75ZM117 117V116H116ZM130 117V116H129ZM138 117V116H137ZM140 117V116H139ZM158 117V116H157ZM188 117V116H186ZM185 117V118H186ZM246 117V116H245ZM244 117V119H245ZM9 118V119H7ZM40 118H42L40 116ZM55 119V117H53ZM111 118V117H110ZM131 118V117H130ZM178 118V117H177ZM184 118V116L182 117ZM190 118V117H189ZM188 118V119H189ZM249 118V117H248ZM259 118V117H257ZM34 119V118H33ZM33 119H30L29 120H33ZM42 119H45V118H42ZM52 119V117L50 118ZM62 119V118H61ZM81 119V118H80ZM161 119V118H160ZM186 119V120H188ZM216 119V120H215ZM223 119V120H222ZM234 119V121H233ZM241 119V118H240ZM243 119V117H242ZM241 119V120H242ZM263 119V118H262ZM20 120V119H19ZM25 120V119H24ZM56 121H58L57 119H55ZM127 120V119H126ZM176 120V119H175ZM191 120H193V118H191ZM247 120V119H246ZM260 120V119H259ZM37 121V120H36ZM55 121V122H56ZM125 121V120H123ZM158 121V120H157ZM173 121V120H172ZM223 121V122H222ZM237 121V120H236ZM251 121V120H250ZM253 121V120H252ZM251 121V122H252ZM258 121V120H257ZM9 122V123H7ZM111 122V121H110ZM120 122H122L120 120ZM138 122V120H137ZM142 122V120H141ZM234 122V124H233ZM248 122V120H247ZM7 123V124H6ZM20 123V121L18 122V124ZM27 123H33V122H27ZM54 123V121H53ZM94 123V122H93ZM101 123V122H100ZM108 123V122H107ZM114 123V122H113ZM148 124V122H146ZM156 123V122H155ZM174 123V121H173ZM181 123V122H180ZM183 123V122H182ZM259 123L262 125L263 122L260 120ZM34 124V123H33ZM50 124V123H48ZM112 124V123H111ZM119 124V122H118ZM124 125H126L125 123H123ZM160 124V125H161ZM258 123H255V125H257ZM24 125V124H23ZM43 125V124H42ZM51 125V124H50ZM106 125V124H105ZM113 125V124H112ZM115 125V124H114ZM122 124H120L121 126ZM123 125V126H124ZM161 125V126H162ZM170 125V124H169ZM247 125V124H246ZM253 125V123H252ZM21 126V125H20ZM34 127H40V124H35L33 125ZM109 126V125H108ZM133 126V125H132ZM167 127L165 129V127ZM260 126V125H259ZM257 127V129H262V127L264 126V124L260 127ZM26 127V126H25ZM24 127V128H25ZM95 127V126H94ZM98 127V126H97ZM96 127V128H97ZM103 127V126H102ZM114 127V126H113ZM122 127V126H121ZM130 127V126H129ZM244 127V126H243ZM247 127V126H246ZM256 127V126H255ZM42 128V127H41ZM49 128V127H48ZM62 128V127H60ZM106 128V127H105ZM108 128V127H107ZM170 128V126H169ZM172 128V127H171ZM248 128V127H247ZM264 128V127H263ZM5 129V130H4ZM43 129V128H42ZM51 129V128H49ZM64 129V128H63ZM111 129V128H110ZM121 129V128H120ZM123 129V128H122ZM138 129V128H137ZM32 130V128H31ZM35 130V129H34ZM33 130V131H34ZM227 130V132L225 131ZM238 130V129H237ZM244 130V129H243ZM65 131V130H64ZM79 131V130H78ZM110 131V130H109ZM123 131V130H122ZM121 131V132H122ZM126 131V130H125ZM233 131V132H232ZM256 131V130H255ZM262 131V130H261ZM81 132V131H80ZM98 132V131H97ZM101 132V131H100ZM106 132V131H105ZM55 133V132H54ZM57 133V132H56ZM65 133V132H64ZM120 133V132H119ZM156 133L158 135H161L160 138H162V141L164 144L165 143V147L167 148V154H164V151L158 144V141L156 140V138L154 137L156 135ZM237 133V132H236ZM6 134V133H5ZM47 134H50L47 132ZM53 134V133H52ZM59 134V132H58ZM100 134V133H99ZM107 135V133H105ZM103 134V135H105ZM227 134L230 135L234 134L232 137L231 141L232 142V145L234 148H231L230 146L227 147V144L226 142L228 141L227 137ZM239 134V132H238ZM258 134V133H257ZM40 135V133H39ZM45 135V134H44ZM55 135V134H54ZM74 135V134H73ZM118 135V134H117ZM43 136V135H41ZM79 136V135H78ZM111 136V134H110ZM114 136V135H113ZM248 136V135H247ZM36 137V136H35ZM159 137V136H158ZM157 137V139H158ZM245 137V135H244ZM264 137V136H263ZM37 138V137H36ZM54 138V137H53ZM74 138V136H73ZM77 138V137H76ZM101 138H103L101 136ZM138 138V141L139 142H135V140H137ZM231 138V137H230ZM229 138V140H230ZM6 139V138H5ZM33 139V138H31ZM47 139V137H46ZM235 139V140H234ZM7 140V139H6ZM57 140V139H56ZM65 140V139H64ZM63 140V141H64ZM109 140V139H108ZM227 140V141H226ZM48 141V140H46ZM79 141V140H78ZM91 141V140H90ZM36 142V140H35ZM62 142V141H61ZM93 142V141H92ZM112 142V143H111ZM160 142V141H159ZM229 142V141H228ZM227 142V143H228ZM84 143V142H83ZM89 143V142H88ZM101 143V142H100ZM242 143V142H241ZM42 144V143H41ZM45 144V143H44ZM55 144V143H54ZM60 144V143H59ZM58 144V145H59ZM69 144V143H68ZM87 144V143H86ZM12 145V144H11ZM17 145V144H16ZM84 145V144H83ZM88 145V144H87ZM91 145V144H90ZM95 145V143H94ZM231 145V144H230ZM37 146V145H36ZM51 146V145H50ZM80 146V145H79ZM86 146V145H85ZM238 146H239V143H238ZM241 146V145H240ZM12 147V146H11ZM20 147V145H19ZM52 147V146H51ZM50 147V148H51ZM55 147V146H54ZM58 147V146H57ZM78 147V146H77ZM242 147V146H241ZM46 148V147H44ZM83 148V147H82ZM165 148V149H166ZM231 148V149H229ZM257 148V147H255ZM47 150V149H46ZM253 150V149H252ZM258 150H263V149H258ZM30 151V150H29ZM52 151H56L55 149L52 150ZM238 151V150H237ZM243 151V149H242ZM249 151V150H248ZM255 151V150H253ZM27 152V153H26ZM48 152H51L50 150ZM57 152V151H56ZM69 152V151H68ZM72 152V151H71ZM75 152V151H74ZM227 152V151H226ZM244 152V151H243ZM264 152V151H263ZM262 152V153H263ZM61 154V152H59ZM88 153V152H87ZM224 153V152H223ZM231 153H227V154H231ZM258 153V152H257ZM51 154V153H50ZM53 154V153H52ZM63 154V153H62ZM67 153H65L64 155L66 156ZM74 154V153H73ZM225 154V153H224ZM226 154V155H227ZM238 154V153H237ZM236 154V155H237ZM240 154V153H239ZM255 154V152H254ZM260 154V153H258ZM264 154V153H263ZM70 157V154L68 155ZM87 156V155H86ZM211 156L213 158H211ZM232 156H234L232 154ZM242 156V155H241ZM261 156V155H260ZM259 156V157H260ZM205 157V158H204ZM206 157H210V159L208 160V158ZM230 157V156H229ZM240 157V155H239ZM237 158L239 159V161H241L240 159L244 160L246 158ZM243 157V156H242ZM256 157V156H255ZM254 157V158H255ZM59 158V157H58ZM204 158V159H203ZM216 158V157H215ZM221 158V157H220ZM234 158V157H233ZM253 158V160H254ZM258 159V157H256ZM262 158V157H261ZM264 158V156H263ZM78 159V158H77ZM206 159V160H205ZM226 159V158H225ZM237 159L234 158V160L237 161ZM256 159V160H257ZM202 160H205V161H209V162H212L210 165H213V166H210L208 168H206L207 170L212 168L213 171H206V174H204L205 170H204V165L205 163H203V168L200 167L202 166ZM251 160V159H249ZM259 160V159H258ZM257 160V165L255 166L258 167V165H262L264 164V160H261V163ZM215 162H218L217 160H213ZM222 161V160H221ZM220 161V162H221ZM233 160H231L232 162ZM255 161V160H254ZM206 162V163H207ZM219 162V163H220ZM246 161H242V163L245 164ZM207 163V165H208ZM237 163V162H236ZM255 163V162H254ZM120 165V167L116 168L114 167V165ZM229 164V163H228ZM117 165V166H118ZM206 165V167H207ZM217 166V167H215ZM232 166V165H231ZM248 166V165H247ZM225 167V166H223ZM229 167V166H228ZM228 167H226L227 169H229ZM260 167V171L262 170L261 166ZM258 167V168H259ZM264 167V166H263ZM190 168V169H189ZM203 169L201 171V169ZM232 167H230L231 169ZM254 168V169H255ZM257 168V169H258ZM139 169L142 174L140 175L139 173L136 172V170ZM222 169V170H221ZM226 169V170H227ZM256 169V171H257ZM133 170V171H132ZM167 170H172V175L171 176H166L168 173ZM180 170V174H177ZM186 171L189 170L185 175L184 173H182V171ZM128 171L131 172V178L132 180L127 181L126 179L129 178V177H125L126 175H129L130 173H127ZM135 171V172H134ZM138 171V172H140ZM164 171L166 173H164ZM219 171V172H218ZM228 171V170H227ZM260 171L258 169V172L260 174ZM69 172V173H67ZM134 172V173H133ZM208 172V173H207ZM124 173V174H123ZM127 173V174H125ZM181 173L183 175H181ZM220 173V174H219ZM226 173V171H225ZM263 173V172H262ZM261 173L260 176H263ZM238 174V173H237ZM229 175V176H228ZM242 175V174H241ZM180 176H183L185 177L186 179L189 180L190 183H187V185L185 186L186 182H182L185 178L183 177H180ZM201 176L202 178V181H198V178ZM183 178V179H180V178ZM198 177V178H197ZM177 178H179L181 180V184H180V180L178 181ZM194 178H196V183L198 185V183L200 184V182H202L199 186L202 187L198 188L195 181L193 180ZM204 178V180H203ZM142 179V180H141ZM200 179V178H199ZM241 179V180H242ZM129 180V179H128ZM193 180V181H192ZM201 180V179H200ZM239 180V179H238ZM138 181V182H140ZM186 181V180H185ZM232 181H234L235 183H233ZM129 184H128V183ZM188 182V181H187ZM195 184H194V183ZM242 182V181H241ZM48 183V184H47ZM127 183V184H126ZM141 183V182H140ZM145 183H143L145 185ZM238 184L239 187L235 186L234 184ZM118 184V183H117ZM175 184H178V185H175ZM184 184V185H183ZM242 184V186H244L242 188V186H240ZM247 184V185H246ZM116 185V184H115ZM145 185V186H146ZM111 186V184H110ZM120 186V185H119ZM139 186L141 189H139ZM149 186V185H148ZM153 186V187H152ZM187 187V189H181L182 191L179 192V194H176L178 193L177 190L180 189V187ZM113 188V186H111ZM131 187V188H133ZM166 187V188H165ZM169 189H168V188ZM133 188V189H134ZM148 188V187H147ZM150 188V189H151ZM179 188V189H178ZM255 188H259L258 190H256ZM106 189H111V188H106ZM242 189V190H241ZM117 190V189H116ZM142 190V191H141ZM168 190V191H167ZM170 190L172 191V195L170 193ZM256 190V191H254ZM115 191V190H114ZM144 191V192H143ZM180 191V190H179ZM242 191V192H241ZM111 192V191H110ZM140 192H142L141 194H139ZM174 192V193H173ZM247 192V193H248ZM258 192H262V193H258ZM115 193V192H114ZM120 193V197L122 198H119L120 200L123 199V197H129V195L127 196H124V194L126 193ZM168 193L171 194L170 196H166ZM246 194V192H244ZM254 193V194H252ZM109 194V193H108ZM113 194V193H112ZM116 194V193H115ZM118 195V194H117ZM242 195V194H241ZM261 195V196H262ZM104 196V195H103ZM188 196L190 198H188ZM231 198L233 200H235L233 196ZM244 196V195H243ZM247 196V195H246ZM105 197V196H104ZM117 197V196H116ZM168 197L167 199L165 200H168V201H163L164 198ZM187 197V199H186ZM193 197V198H192ZM245 197V196H244ZM113 198V197H112ZM230 198V199H231ZM258 198V197H256ZM111 199V197H110ZM115 199V198H114ZM117 199V198H116ZM191 199V200H190ZM229 199V200H230ZM241 199V198H240ZM242 199H245V198H242ZM261 199V198H260ZM109 200V199H108ZM112 200V199H111ZM118 200V199H117ZM190 200V201H188ZM220 200V199H219ZM226 200V199H225ZM110 201V200H109ZM108 201V202H109ZM114 201V200H113ZM125 201V200H124ZM132 201V200H131ZM131 201H129V203H131ZM132 201V203L134 202ZM189 203H188V202ZM202 201V203H201ZM232 201V200H231ZM238 200H236L237 202ZM241 201V200H240ZM106 202V201H105ZM121 202V201H120ZM193 202V204H191ZM234 202V201H233ZM244 202V201H243ZM111 203V201H110ZM128 203V202H127ZM109 204V203H107ZM124 204V203H122ZM235 204V203H233ZM240 204V203H239ZM230 205V204H229ZM237 205V203H236ZM107 206V205H106ZM118 206V205H117ZM128 206V205H127ZM115 207V206H114ZM133 207V206H132ZM192 207V210H190ZM233 207V206H232ZM127 208V207H126ZM129 208V207H128ZM190 208V209H189ZM201 208L204 210L202 211ZM230 208V207H228ZM221 209V208H220ZM232 209V208H231ZM190 212H189V211ZM208 210V211H207ZM99 211V210H98ZM178 211H180L178 213ZM207 211V212H206ZM212 211V210H211ZM210 211V212H211ZM262 212V211H261ZM96 213V212H95ZM110 213V212H109ZM263 213V212H262ZM202 214L204 217H202ZM243 214V213H242ZM264 214V213H263ZM196 215V216H195ZM262 215V214H261ZM198 216V217H197ZM179 217V216H178ZM182 217V216H181ZM186 217H184V219H186ZM192 217V218H194ZM207 217V216H206ZM205 217V218H206ZM208 217L210 218L211 216L208 215ZM264 217V216H263ZM204 218V219H205ZM209 218H206L209 220ZM213 219V217H211ZM210 218V219H211ZM259 218V217H258ZM262 218V217H261ZM183 217H182V220L181 222H183L182 224H184L186 226V223L184 221ZM204 219H201V221H199L200 224H202L203 226L206 225L207 226V223L206 222H203L202 220ZM211 219V220H212ZM263 219V218H262ZM115 220V219H113ZM145 220V221H143ZM208 220H204V221H208ZM44 221V222H43ZM121 221V220H120ZM147 221V223H146ZM187 221V220H186ZM264 221V220H263ZM258 222V221H257ZM129 223V222H128ZM134 223V222H133ZM191 223V222H190ZM252 223V221H250V224ZM111 224V223H110ZM119 224V223H118ZM131 224V223H129ZM189 224V221H187V225ZM196 224V223H195ZM198 224V223H197ZM200 224H198V227L200 228ZM209 224L212 225V223L210 222ZM208 224V225H209ZM95 225V224H94ZM133 225V224H131ZM190 225V224H189ZM188 225V226H189ZM201 225V226H202ZM210 225V226H211ZM252 225V224H251ZM146 226V227H145ZM193 226V224H192ZM203 226L201 227L202 231L203 229L205 230V226L203 228ZM85 227V228H84ZM118 227V226H117ZM127 227V226H126ZM177 228V233H174L172 234L174 230V228ZM194 227V226H193ZM192 227V229H193ZM89 228V227H88ZM87 228V230L89 231V229ZM136 228V227H133V229ZM195 228V227H194ZM197 228V227H196ZM198 228V231H195V229H191L189 228V235L191 233L190 236H193L194 239L196 238V233L200 232L201 230H199ZM118 229V228H117ZM121 229V228H120ZM154 229L156 231H154ZM86 230V231H87ZM90 230H91V227H90ZM146 230V229H145ZM152 230V231H151ZM192 230V232H191ZM264 230V229H263ZM262 230V231H263ZM82 231V232H83ZM120 231V230H119ZM123 231H124V228H123ZM122 231V232H123ZM129 231V230H127ZM131 231H133L131 229ZM161 232L162 233V236H160V239L157 238V234H155V232ZM184 231V230H183ZM195 231V233H194ZM237 231V230H236ZM261 231V230H260ZM80 232V231H79ZM81 232V233H82ZM171 232V233H169ZM80 233V234H81ZM146 233V234H145ZM147 233L149 236H147ZM153 233V234H152ZM159 233V234H161ZM187 233V232H186ZM259 233V232H258ZM120 234H124L123 233H120ZM131 234V233H129ZM144 234V235H143ZM188 234V233H187ZM196 234V235H195ZM202 232H200V237L198 238H201V235ZM204 234V233H203ZM257 234V232L255 233ZM82 235V234H81ZM197 235V236H198ZM250 235H253L252 233ZM262 235V234H260ZM264 235V234H263ZM67 236V237H66ZM92 236V235H91ZM90 236V237H91ZM132 236V235H131ZM163 237V238H166L167 237ZM188 236V238L190 237ZM127 237V236H126ZM130 237V235H129ZM133 237V236H132ZM141 237V238H140ZM256 237V236H255ZM21 238V239H20ZM187 238V239H188ZM192 238V237H191ZM196 238V239H198ZM257 238V237H256ZM260 238V237H259ZM263 238V236H262ZM261 238V240H262ZM89 239V237H88ZM107 238H105L106 240ZM122 239V238H121ZM130 239V238H129ZM138 239H136L137 241H139ZM165 239V240H166ZM167 239V240H168ZM176 239V241H177ZM182 239V238H181ZM184 239V237H183ZM186 239V241H188ZM206 239V238H205ZM264 239V238H263ZM175 240V239H174ZM180 240V239H179ZM185 240V239H184ZM200 240V239H199ZM198 240V241H199ZM202 240V239H201ZM249 240V239H248ZM256 240V239H254ZM253 240V241H254ZM259 240V239H258ZM85 241V240H84ZM87 241V240H86ZM89 241V240H88ZM108 241V240H107ZM120 241V240H119ZM125 241V239H124ZM134 241V240H133ZM133 241H130L133 242ZM169 241V240H168ZM196 241V240H195ZM203 241V240H202ZM264 240H262V244L264 243L263 242ZM23 242H21L23 244ZM123 242V241H122ZM126 242V241H125ZM156 242V243H155ZM167 242V241H166ZM179 242V241H178ZM181 242V241H180ZM179 242V243H180ZM184 242V241H183ZM194 241H191V243H193ZM197 242V241H196ZM194 242L195 244L197 243H201L200 242ZM257 242V241H256ZM84 243V242H83ZM87 243V242H86ZM85 243V244H86ZM115 243V242H114ZM190 243V241L188 242ZM119 244H121L119 242ZM158 244V243H157ZM157 244L155 246H157ZM160 244V243H159ZM181 244V243H180ZM186 244V243H185ZM250 247H252V243L250 242L249 243ZM259 244V243H258ZM261 244V243H260ZM118 245V244H117ZM122 245H125V244H122ZM121 245V246H122ZM149 245V246H148ZM255 245V244H254ZM21 246V245H20ZM19 246V247H20ZM56 247L55 251L54 248ZM172 247L175 246V245H171ZM178 246V245H177ZM180 246V245H179ZM189 246H191V244H189ZM246 246V244H245ZM257 246V245H256ZM260 246V245H258ZM257 246V247H258ZM65 247V246H63ZM92 247V245H91ZM131 247H128L130 248L129 250H131ZM136 247V248H135ZM152 247L153 244H152ZM170 247V246H169ZM232 247V246H231ZM255 247V248H257ZM264 247V244L263 246ZM261 247V248H262ZM85 248V247H84ZM83 246H82V249H84ZM127 248V249H128ZM254 248V246H253ZM252 248V249H253ZM254 248V249H255ZM63 249V248H62ZM61 249V250H62ZM132 249V250H133ZM151 249V247L148 249V251ZM181 249V248H180ZM237 249V248H236ZM241 249V248H240ZM247 249V248H245ZM259 249V247H258ZM258 249H255V250H258ZM263 249V250H262ZM260 251L263 255H264V248H262ZM85 250V249H84ZM92 250V249H91ZM182 250V249H181ZM181 250H178V252H181ZM197 251V249H195ZM211 251V249H209ZM234 250V249H233ZM53 251V252H52ZM63 251V250H62ZM75 251V250H74ZM83 251V250H82ZM139 251V252H138ZM152 251H154V249L152 248ZM167 251V249H166ZM209 251V252H210ZM215 251V250H214ZM241 251V250H239ZM244 251V250H243ZM242 251V252H243ZM247 251V250H245ZM81 252V251H80ZM132 252V251H131ZM138 254H137V253ZM162 252V250L160 251ZM177 251L175 252L178 253ZM182 252L184 253V251L182 250ZM188 252V251H187ZM186 252V253H187ZM195 252V251H194ZM193 252V253H194ZM227 252V251H226ZM225 252V253H226ZM251 252V251H250ZM258 252V251H257ZM19 253V252H18ZM17 253V254H18ZM75 253V252H74ZM142 253V252H141ZM140 253V254H141ZM147 253V252H146ZM145 252H143V254L146 255ZM149 253L151 254V250L149 251ZM149 253H147V258L149 259ZM190 253V251H189ZM196 253V252H195ZM200 253V252H199ZM231 253V252H230ZM229 253V255H230ZM241 253V252H240ZM240 253H239V257H240ZM137 254V255H136ZM174 254V252H173ZM182 254V253H181ZM198 254V253H197ZM196 254V255H197ZM208 254V253H207ZM228 254V253H227ZM245 254V253H244ZM254 254V253H253ZM253 254L250 256L252 260H254V258L252 257ZM262 254H259L257 255L256 251H255V257H257L255 260L257 259H260V256H262ZM64 255V254H63ZM161 255V253L159 254ZM215 255V254H214ZM232 255V254H231ZM249 255V254H248ZM247 255V256H248ZM1 256V258H2ZM50 256V257H51ZM142 256V255H141ZM201 256V255H200ZM204 256V255H203ZM224 256V255H223ZM228 256V255H227ZM25 257V258H24ZM53 257H56V256H53ZM146 257V256H144ZM152 257V256H150ZM218 257V256H217ZM220 257H221V254H220ZM219 257V258H220ZM230 257V256H229ZM228 257V258H229ZM21 258V259H20ZM49 258V261H47V259ZM59 258V257H58ZM85 258V257H84ZM135 258V257H134ZM202 258V257H200ZM207 258V257H206ZM222 258V257H221ZM244 258V257H243ZM264 259V257H261ZM3 259V258H2ZM1 259V260H2ZM6 259V258H5ZM82 259V258H81ZM89 259V258H88ZM91 259V258H90ZM139 259H142L139 257ZM138 259V260H139ZM147 259V260H148ZM224 259V258H223ZM232 259V258H231ZM239 259V258H238ZM263 259H262V262H263ZM137 260V259H136ZM144 262H145V259H143ZM203 260V259H202ZM201 260V261H202ZM220 260V259H219ZM228 260V259H227ZM246 260V258H245ZM82 261V260H81ZM132 261V260H130ZM140 261V260H139ZM208 261V260H207ZM205 261V262H207ZM222 260H220L221 262ZM226 261V259H225ZM243 261V260H242ZM248 262H251L249 261V259L247 260ZM2 262V261H1ZM3 262H4V259H3ZM48 262V263H47ZM129 262V261H128ZM134 263L135 260L133 261ZM142 262V260H141ZM140 262V263H141ZM147 262V261H146ZM200 262V261H199ZM256 262V261H255ZM258 262V261H257ZM256 262V264H257ZM261 262V259L259 260V263L260 264ZM261 262V264H262ZM10 263V262H9ZM54 263V262H53ZM52 263V264H53ZM139 263V262H137ZM136 263V264H137ZM139 263V264H140ZM202 263V262H200ZM204 263V261H203ZM227 263V261H226ZM229 263V262H228ZM239 263V262H238ZM252 264H255L254 261L251 262ZM87 264V263H86ZM132 264V263H130ZM194 264H197V263H194ZM230 264V263H229ZM245 264V263H244ZM248 264V263H247Z\"/></svg>",
    "mask_w": 264,
    "mask_h": 264
}]
</instances>
